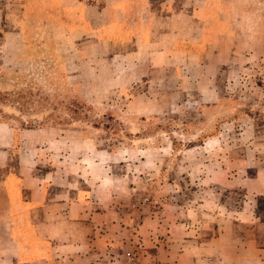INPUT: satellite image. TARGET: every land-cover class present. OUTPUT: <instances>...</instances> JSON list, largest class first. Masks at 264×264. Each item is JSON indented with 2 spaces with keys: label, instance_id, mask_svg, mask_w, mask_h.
<instances>
[{
  "label": "crops",
  "instance_id": "obj_1",
  "mask_svg": "<svg viewBox=\"0 0 264 264\" xmlns=\"http://www.w3.org/2000/svg\"><path fill=\"white\" fill-rule=\"evenodd\" d=\"M163 1L154 14L145 6L142 24L133 21L142 34L104 43L103 89L111 102L97 112L119 116L134 147L108 143L98 128L109 124L104 119L74 115L17 130L0 123V264H264V116L192 123L175 116L222 109L219 71L234 44L222 42L218 14L234 13L236 0L225 8L221 0ZM23 13L21 0H0V47L20 42ZM195 60L213 70L189 75ZM249 94L248 107L258 108L259 91ZM233 105L238 112L245 106ZM169 123L187 127L178 138L176 129L162 128ZM211 150L232 165L208 160ZM179 154L192 160L170 161ZM148 185L159 207L132 210Z\"/></svg>",
  "mask_w": 264,
  "mask_h": 264
},
{
  "label": "rangeland",
  "instance_id": "obj_2",
  "mask_svg": "<svg viewBox=\"0 0 264 264\" xmlns=\"http://www.w3.org/2000/svg\"><path fill=\"white\" fill-rule=\"evenodd\" d=\"M161 3L164 1L21 0L24 13L18 26L20 42L9 39L0 47V123H6L17 130L38 127L58 119L66 120L74 115L81 119L96 120L99 124H102L100 119H104L109 124L98 128L102 131L99 133L106 135V140L109 139L108 143H129L134 147L135 144L124 139L125 136H133V133L127 132L125 126L118 124L119 116H110L109 109L98 113L103 105L111 102L108 94L104 93L105 88L103 89V80L108 76L106 66L110 56L104 43L115 39L122 42L120 38L132 39L136 34H142L144 29L136 28L133 21L138 20L142 24V21L149 18L146 7L154 14V7ZM221 6L229 7L226 6V0H221ZM230 7L234 13L231 14L228 10L226 15L218 14L220 19L223 18L220 20V31L228 36L227 39L224 36L222 42L229 43L228 38H231L234 44L229 62L219 71V76L225 79L222 109L216 115L214 111L197 112L191 109L184 114L181 111L175 115L180 121L192 123L202 117L212 116L227 120L237 114L242 117L253 114L264 116V109L261 107L264 103V0H236ZM124 9H134L135 13L119 12ZM236 10L238 14L235 13ZM4 24L7 25L5 22ZM4 30V33L8 31V27ZM93 41L96 46L89 44L87 47L86 43ZM204 44L194 50L205 47ZM111 62L116 67L114 74L119 76L120 60L114 58ZM225 63L226 61L224 66ZM197 64L196 60L192 61L191 67L197 70L188 68L186 71L189 75H199V71L201 75L202 71L210 73L213 70L211 66L200 69ZM237 87L238 95L235 93ZM248 88L259 91L257 96H253L258 108L248 107L247 102L252 100L250 94L247 95ZM112 102L116 100L113 99ZM235 102L243 103V110L240 108L239 112L236 111L233 105ZM186 127L171 123L162 126L165 130L176 129L178 138L180 135L177 132ZM208 133L212 134L213 131L208 130L206 134ZM181 143L176 147L177 152L182 150ZM140 145L148 146L151 143ZM185 145L188 146L189 143ZM222 151L211 150L206 154L207 159L214 160L218 157L217 161L225 167L231 166L232 159ZM179 155L180 157L171 158L170 161L183 160L187 164L192 160L191 156ZM142 179L150 184V175H144ZM150 186L146 187L149 190L132 199L129 205L132 210L140 213L159 207V199L153 196V187ZM144 198L156 200L158 207L137 205Z\"/></svg>",
  "mask_w": 264,
  "mask_h": 264
},
{
  "label": "built area",
  "instance_id": "obj_3",
  "mask_svg": "<svg viewBox=\"0 0 264 264\" xmlns=\"http://www.w3.org/2000/svg\"><path fill=\"white\" fill-rule=\"evenodd\" d=\"M139 204L149 205V206H151L153 208L158 207L157 206L158 202L156 200H152V199H148V198L142 199L139 203H137V205H139ZM133 206H135V204H133ZM125 256H126L127 259L130 258L128 253H126Z\"/></svg>",
  "mask_w": 264,
  "mask_h": 264
}]
</instances>
